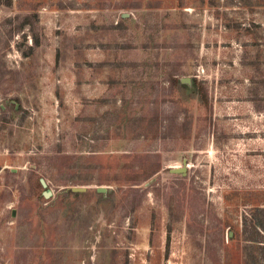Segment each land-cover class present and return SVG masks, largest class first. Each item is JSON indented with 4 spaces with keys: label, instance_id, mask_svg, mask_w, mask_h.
I'll return each mask as SVG.
<instances>
[{
    "label": "rangeland",
    "instance_id": "374dc122",
    "mask_svg": "<svg viewBox=\"0 0 264 264\" xmlns=\"http://www.w3.org/2000/svg\"><path fill=\"white\" fill-rule=\"evenodd\" d=\"M0 264H264V0H0Z\"/></svg>",
    "mask_w": 264,
    "mask_h": 264
},
{
    "label": "water",
    "instance_id": "95a60500",
    "mask_svg": "<svg viewBox=\"0 0 264 264\" xmlns=\"http://www.w3.org/2000/svg\"><path fill=\"white\" fill-rule=\"evenodd\" d=\"M181 79L186 80L185 77H182ZM184 169H185V166L181 165V166H176V167H170L169 171H183L184 172ZM68 188L72 191H83V190H85L86 186L85 185H70V186H68ZM94 188L96 191H103L105 189V186L96 185ZM42 193H43V195L46 196L48 191L45 190Z\"/></svg>",
    "mask_w": 264,
    "mask_h": 264
},
{
    "label": "trees",
    "instance_id": "16d2710c",
    "mask_svg": "<svg viewBox=\"0 0 264 264\" xmlns=\"http://www.w3.org/2000/svg\"><path fill=\"white\" fill-rule=\"evenodd\" d=\"M15 100H17L16 98H15ZM68 190V189H67Z\"/></svg>",
    "mask_w": 264,
    "mask_h": 264
}]
</instances>
